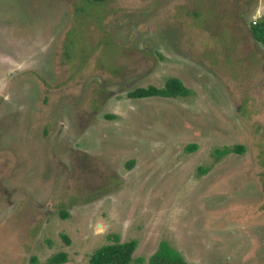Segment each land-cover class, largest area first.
<instances>
[{
  "label": "rangeland",
  "instance_id": "obj_1",
  "mask_svg": "<svg viewBox=\"0 0 264 264\" xmlns=\"http://www.w3.org/2000/svg\"><path fill=\"white\" fill-rule=\"evenodd\" d=\"M260 14L264 0H0V53L19 58L0 66V264H90L114 234L138 241L133 264L164 240L194 264H264ZM38 52L48 83L24 62ZM172 77L189 96H128Z\"/></svg>",
  "mask_w": 264,
  "mask_h": 264
},
{
  "label": "trees",
  "instance_id": "obj_2",
  "mask_svg": "<svg viewBox=\"0 0 264 264\" xmlns=\"http://www.w3.org/2000/svg\"><path fill=\"white\" fill-rule=\"evenodd\" d=\"M96 3H103L106 0H90ZM250 31L254 39L264 46V15L259 17L256 23H250ZM190 90L184 82L176 77L169 78L163 87L149 85L147 87H138L130 92V98H148V97H164L176 98L189 96ZM197 145H192L189 150H193ZM232 151L243 152V147L236 146L233 150L224 149L219 155H225ZM134 161L128 166L131 167ZM64 218V212H62ZM108 243L97 248L89 259L90 264H133V255L137 249L138 241L136 239L121 241L120 236L114 234L109 236ZM67 242L69 240L67 239ZM68 256L66 252H60L49 258V264L66 263ZM137 262L143 259L135 260ZM148 264H194L188 262L179 251L172 247L168 241H161L158 249L150 256Z\"/></svg>",
  "mask_w": 264,
  "mask_h": 264
},
{
  "label": "flooded vegetation",
  "instance_id": "obj_3",
  "mask_svg": "<svg viewBox=\"0 0 264 264\" xmlns=\"http://www.w3.org/2000/svg\"><path fill=\"white\" fill-rule=\"evenodd\" d=\"M260 17H261V14H260ZM14 29H16V25H15ZM18 29H19V27H18ZM6 53H9V54H6ZM50 53H51V50H50ZM50 53L48 54L49 61L51 60ZM3 55H7L8 56V58H7L8 61H12L13 65H15L14 64L15 62H19L18 55L16 54V52H14L11 49V50H8V51L0 53V66L3 63V62H1V61H3V58H2ZM41 55H42L41 52H38L35 55L30 54L28 56L27 60H25L24 62H25L26 67H28V69H34L35 70L34 75L36 76V78L40 79V77H42L48 83L47 79H52L53 78V75H52V72H51V69H52L51 62H50V66H48L46 62L45 63L41 62L42 64H45L44 69L46 68L45 69V73L46 74H44L43 71H41V68H37V67L34 66L35 62L40 63V60H38L39 59L38 57L41 56ZM45 58H46V56H45ZM32 88H33L34 93L30 90L25 95H23V98H22V99H25L26 101L31 102V103L33 102L34 95L36 97V95L40 94V89L39 88H35V89H34V87H32ZM22 99H21V101H23Z\"/></svg>",
  "mask_w": 264,
  "mask_h": 264
},
{
  "label": "built area",
  "instance_id": "obj_4",
  "mask_svg": "<svg viewBox=\"0 0 264 264\" xmlns=\"http://www.w3.org/2000/svg\"><path fill=\"white\" fill-rule=\"evenodd\" d=\"M254 23H256V21H254Z\"/></svg>",
  "mask_w": 264,
  "mask_h": 264
}]
</instances>
